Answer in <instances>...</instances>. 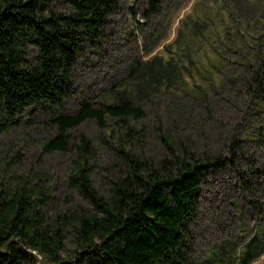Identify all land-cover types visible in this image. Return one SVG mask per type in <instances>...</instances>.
I'll use <instances>...</instances> for the list:
<instances>
[{"label":"rangeland","instance_id":"374dc122","mask_svg":"<svg viewBox=\"0 0 264 264\" xmlns=\"http://www.w3.org/2000/svg\"><path fill=\"white\" fill-rule=\"evenodd\" d=\"M72 82L61 107L26 113L8 133L0 127V182L43 173L47 219L72 224L91 210L71 182L81 135L93 146V184L104 196L126 172L125 154L160 162L172 147L219 158L222 168L204 175L196 198L190 264H264V0H119ZM124 96L138 115H106L103 126L88 119L68 129L65 151L43 150L54 116ZM76 250L69 227L62 258ZM27 264L53 263L28 251Z\"/></svg>","mask_w":264,"mask_h":264},{"label":"trees","instance_id":"16d2710c","mask_svg":"<svg viewBox=\"0 0 264 264\" xmlns=\"http://www.w3.org/2000/svg\"><path fill=\"white\" fill-rule=\"evenodd\" d=\"M118 6L119 0H0L2 132L26 113L61 107L71 97L74 68L99 45ZM139 113L129 96L100 108L84 104L75 115L52 118L57 130L43 150L65 151L68 129L88 119L103 126L106 115ZM76 149L71 182L91 210L72 224L64 218L51 223L45 214L51 201L48 178L41 172L11 174L0 182V264H27L28 251L53 264H190L196 198L204 175L222 168V160L172 147L160 162L125 154L126 172L104 196L93 184L94 150L86 135ZM69 227L78 250L74 259L64 260Z\"/></svg>","mask_w":264,"mask_h":264}]
</instances>
